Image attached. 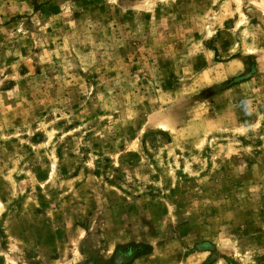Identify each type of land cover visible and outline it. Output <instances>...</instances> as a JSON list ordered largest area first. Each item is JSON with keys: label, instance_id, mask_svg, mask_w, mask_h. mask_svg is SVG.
Wrapping results in <instances>:
<instances>
[{"label": "rangeland", "instance_id": "rangeland-1", "mask_svg": "<svg viewBox=\"0 0 264 264\" xmlns=\"http://www.w3.org/2000/svg\"><path fill=\"white\" fill-rule=\"evenodd\" d=\"M0 264H264V0H0Z\"/></svg>", "mask_w": 264, "mask_h": 264}]
</instances>
